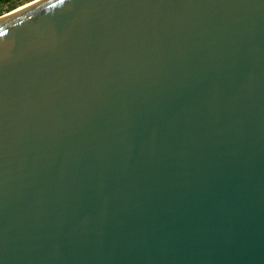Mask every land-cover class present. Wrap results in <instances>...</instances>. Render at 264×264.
<instances>
[{
  "label": "water",
  "instance_id": "water-1",
  "mask_svg": "<svg viewBox=\"0 0 264 264\" xmlns=\"http://www.w3.org/2000/svg\"><path fill=\"white\" fill-rule=\"evenodd\" d=\"M0 15V264H264V0H35Z\"/></svg>",
  "mask_w": 264,
  "mask_h": 264
},
{
  "label": "rangeland",
  "instance_id": "rangeland-1",
  "mask_svg": "<svg viewBox=\"0 0 264 264\" xmlns=\"http://www.w3.org/2000/svg\"><path fill=\"white\" fill-rule=\"evenodd\" d=\"M33 0H0V15Z\"/></svg>",
  "mask_w": 264,
  "mask_h": 264
},
{
  "label": "bare ground",
  "instance_id": "bare-ground-1",
  "mask_svg": "<svg viewBox=\"0 0 264 264\" xmlns=\"http://www.w3.org/2000/svg\"><path fill=\"white\" fill-rule=\"evenodd\" d=\"M33 1H35V0H33ZM28 3H29V2H28ZM28 3H25V4H23V5H21V6L17 7V8H15V9L18 10V9L24 7V6H27V5H29Z\"/></svg>",
  "mask_w": 264,
  "mask_h": 264
}]
</instances>
